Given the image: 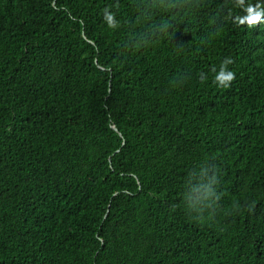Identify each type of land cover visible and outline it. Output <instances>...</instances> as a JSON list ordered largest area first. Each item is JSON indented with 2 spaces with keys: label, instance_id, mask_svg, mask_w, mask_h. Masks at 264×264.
I'll use <instances>...</instances> for the list:
<instances>
[{
  "label": "trees",
  "instance_id": "1",
  "mask_svg": "<svg viewBox=\"0 0 264 264\" xmlns=\"http://www.w3.org/2000/svg\"><path fill=\"white\" fill-rule=\"evenodd\" d=\"M0 264H264V0H0Z\"/></svg>",
  "mask_w": 264,
  "mask_h": 264
},
{
  "label": "clouds",
  "instance_id": "2",
  "mask_svg": "<svg viewBox=\"0 0 264 264\" xmlns=\"http://www.w3.org/2000/svg\"><path fill=\"white\" fill-rule=\"evenodd\" d=\"M103 11H104V19L107 21L108 26L110 28H114L115 27V24H114V14L111 13V12H109L108 11V8H105ZM249 12H250V15L248 17H245L244 19H241L240 20V23L241 24H243L245 22V20H247V23L249 25H254V24H257L258 22H260V20H261V13L255 12L254 9H249ZM213 71H215V69H213ZM234 79H235V72L234 71H230L227 74H225V72L222 69L220 71V73L215 76V81L214 82L217 83V81H220L221 84H224V81H228L229 83L224 84V86H223V87L227 88V87L230 86V83ZM201 80L203 81L204 79H201Z\"/></svg>",
  "mask_w": 264,
  "mask_h": 264
},
{
  "label": "water",
  "instance_id": "3",
  "mask_svg": "<svg viewBox=\"0 0 264 264\" xmlns=\"http://www.w3.org/2000/svg\"><path fill=\"white\" fill-rule=\"evenodd\" d=\"M101 68H102V69H105V68L102 67V66H101ZM113 128H114L117 132H119V129H118L116 126H113ZM120 134H121V133H120Z\"/></svg>",
  "mask_w": 264,
  "mask_h": 264
}]
</instances>
